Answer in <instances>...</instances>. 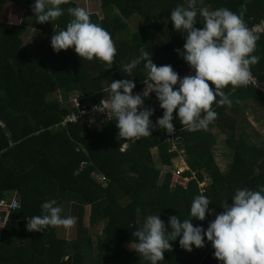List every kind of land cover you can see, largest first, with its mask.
Listing matches in <instances>:
<instances>
[{
    "label": "trees",
    "instance_id": "16d2710c",
    "mask_svg": "<svg viewBox=\"0 0 264 264\" xmlns=\"http://www.w3.org/2000/svg\"><path fill=\"white\" fill-rule=\"evenodd\" d=\"M32 2L0 0V201L14 193L22 199L20 209L10 212L5 227H0V264H149L129 248L135 247L132 233L146 215H159L170 230L168 217L189 218L192 199L202 194L212 213L192 223L206 228L223 211L225 201L231 204L237 188L258 190L264 185V149L245 144L244 134L236 138L232 124L221 126L234 154L227 172H222L215 160L211 150L214 138L209 132L181 131L191 167L184 175L194 177L187 189L171 187L173 155L163 143V129L156 127L148 136L125 139L118 136L115 119L100 129L60 125L70 113L64 103L74 91L94 103L110 97L112 80L130 79L135 84L133 90L147 85L143 61L130 71L123 67L141 48L157 66L171 65L175 72H183L188 63L176 49L182 48L186 33L173 29L169 14L178 4L187 7L188 0H100L103 17L91 14L89 18L104 28L114 43L110 69L97 58H79L71 48L59 56L32 58L24 45L23 24L4 21L5 5L14 3L25 9L34 29L50 35L53 25L36 22ZM206 2L212 10L223 7L241 15L247 28L264 16V0ZM196 10L194 27L201 28L203 18L200 9ZM130 19H137L132 21L134 26L142 25L130 31L125 23ZM156 36L162 37L161 45ZM251 55L259 59L250 69L264 80V35L255 42ZM240 87L234 97L264 100L255 88ZM232 89L229 85L226 92ZM173 118L179 129L185 128L174 113ZM150 120L155 124L153 116ZM50 199L61 207L62 216L79 217V225L83 223L82 208L91 207L87 225L95 230V240L87 235L72 237L71 227L27 230V219L41 215L40 205ZM101 223L99 231L96 227ZM178 240L170 241L171 250L164 251V260L158 264H220L211 242L205 240L203 247L193 246L189 252Z\"/></svg>",
    "mask_w": 264,
    "mask_h": 264
},
{
    "label": "clouds",
    "instance_id": "9594fccd",
    "mask_svg": "<svg viewBox=\"0 0 264 264\" xmlns=\"http://www.w3.org/2000/svg\"><path fill=\"white\" fill-rule=\"evenodd\" d=\"M63 2L65 0H33L30 7L36 22H49L61 16L64 10L59 5ZM194 4L195 0H189L187 7L178 4L169 14L173 29L186 33L182 48L176 51L194 69V75L178 78L171 65L157 66L141 48L139 55L123 67L130 71L143 61L149 80L143 95L132 93L135 84L130 79L112 80L109 100L101 101L103 108H97L98 111L106 109L107 115L114 116L119 137L139 139L150 135L156 127L172 133L174 110L176 119L189 131L206 129L217 115L213 102L229 106L232 103L222 89L229 85L234 89L249 82V66L259 57L251 55L256 36L246 27L242 16L223 7L211 11L201 8L199 15L203 25L196 28ZM67 12L71 19L66 27L50 37L53 51L71 48L79 58H97L105 62V69H110L116 52L110 34L91 22L85 9L69 7ZM177 84L178 87H174ZM150 92H154L163 110L155 124L150 120L153 110L140 107ZM231 201V204L225 201L221 206L223 211L216 214L206 228L192 223L193 219L203 221L206 213H212L208 198L202 194L192 199L189 218L168 217L170 230H166L159 215H146L141 226L132 233L136 237L132 249L149 264H158L164 260V251L171 250L170 241L177 237L179 246L189 252L193 246L203 247L207 240L220 264H264V185L258 186V190L237 188ZM40 207L41 215L27 219V230L42 232L48 226L67 229L75 223L74 217L61 215L62 209L55 199L43 202Z\"/></svg>",
    "mask_w": 264,
    "mask_h": 264
},
{
    "label": "crops",
    "instance_id": "0c3cea01",
    "mask_svg": "<svg viewBox=\"0 0 264 264\" xmlns=\"http://www.w3.org/2000/svg\"><path fill=\"white\" fill-rule=\"evenodd\" d=\"M194 7L199 9L205 8L209 11L212 10L207 4L206 0H195ZM6 8L14 10V8L17 9L19 7H17V5L14 3H7L5 5V10ZM155 39L160 45L163 43L162 37L156 36ZM209 85L212 87L211 82H209ZM240 86L229 90V92H226V89L229 86H226L222 89L232 101L231 105H216L214 101L212 108L217 113L216 118L208 125L206 129L199 130L202 133H204V131L209 132L213 136L214 143L211 150L222 172H227L229 170L234 154L232 149L227 145V134L221 129V126H227L229 124L236 126V138L240 139L242 138V134H244L245 144L264 149V100H259L255 99V97H252V99L245 101L243 100L242 96L234 97L233 94L237 91V89L241 88ZM217 99H219V97H217ZM173 113L175 115V110ZM177 121L179 122L178 119ZM184 127L185 128L180 130H188L186 126ZM180 137L181 143H183L184 146V152L173 156L172 170L175 171L180 169L184 170V172H187L191 169V167L185 147L186 140L183 138V136L180 135ZM204 183L207 184L208 182L206 181ZM89 212H91V207L84 206L82 208L81 215H85L88 218ZM79 220V217H77L75 220L77 228H74V224L72 225V228L77 232H79Z\"/></svg>",
    "mask_w": 264,
    "mask_h": 264
},
{
    "label": "built area",
    "instance_id": "2783aa9c",
    "mask_svg": "<svg viewBox=\"0 0 264 264\" xmlns=\"http://www.w3.org/2000/svg\"><path fill=\"white\" fill-rule=\"evenodd\" d=\"M248 29L256 36L255 42L258 41L261 36L264 35V16L258 22H254L248 27ZM177 74L178 78L187 75H194V69L187 64L186 69L183 72H177ZM246 85L255 88L258 92L264 95V80L259 79L252 69H250V80ZM145 86L135 88L132 93L143 95ZM174 87H178V84ZM109 98L110 97H105V99H102L99 102L91 103L89 102L88 96L85 94L79 91L72 92L69 96L68 102L64 103V106L69 109L70 113L63 118L60 125L64 127L68 124H81L88 128L100 129L106 121L115 119L111 113L108 115L106 114V109L105 111H98L100 108H103V103H101V101L106 103ZM59 102H62V100H59ZM140 107L151 108L153 110L152 116L155 120L162 116L163 110L159 107V102L156 99L154 92H150L149 95L144 98L143 105ZM172 123L174 125V131L172 133H167L163 130V143L168 146V153L174 156L183 153L184 146L181 144V130L175 125L174 121H172ZM123 147L126 148L127 144H124ZM184 173V170L180 169L172 172L171 187L174 188L179 186L184 189L188 188L194 177H186ZM21 201V196L17 193L0 201V227H5L10 212L20 209Z\"/></svg>",
    "mask_w": 264,
    "mask_h": 264
},
{
    "label": "rangeland",
    "instance_id": "374dc122",
    "mask_svg": "<svg viewBox=\"0 0 264 264\" xmlns=\"http://www.w3.org/2000/svg\"><path fill=\"white\" fill-rule=\"evenodd\" d=\"M81 7L85 9L89 15L91 14H96L99 17H103V12L100 7V0H65V2L61 3L59 7L63 9L64 11L62 12L61 16L57 17L54 20H50L47 23H50L53 25L54 30L50 35L48 34H42L36 29H34L31 25V19L27 16H25V10L23 8H14L13 9H8L6 8L5 10V16H4V21L9 22V23H14V24H23L24 27V45L26 49L31 53L33 56L32 58H49L52 57L53 55L59 56L63 51L65 50H60L59 52H54L52 47L50 46V37L54 34V32H58L61 29V26L63 25L64 21L68 19L70 14L67 12V9L69 7ZM137 20V19H133ZM133 20H128L125 23L128 25L130 31H132L134 28H139L140 24H132ZM28 25V26H27ZM67 50V49H66ZM156 156V155H155ZM166 171L164 170L162 172V179L164 177V174ZM207 186L206 183H202L201 187L205 188ZM87 217L84 215L83 217V223H80L79 225V232H77L75 229L72 228L70 230V235L72 237L76 236H85L87 235L88 237H92L94 240L96 238V233L93 227H89L87 225ZM74 228L76 227V223H74ZM99 231L102 230L103 224H99L96 227ZM79 234V235H78ZM129 248L132 249L134 246H130Z\"/></svg>",
    "mask_w": 264,
    "mask_h": 264
}]
</instances>
